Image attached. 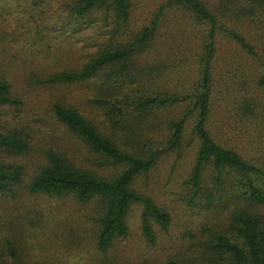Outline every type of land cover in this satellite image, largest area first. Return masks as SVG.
Listing matches in <instances>:
<instances>
[{
	"label": "trees",
	"instance_id": "obj_1",
	"mask_svg": "<svg viewBox=\"0 0 264 264\" xmlns=\"http://www.w3.org/2000/svg\"><path fill=\"white\" fill-rule=\"evenodd\" d=\"M174 9L186 12L204 30L197 82L183 92L140 89L136 84L143 81L144 68L137 60L156 45L162 22ZM97 12L104 14L101 20L108 42L81 69L49 76L32 74L28 79L49 85L95 80L93 102L105 110L107 131L70 105L55 104L54 115L97 156L101 167L117 172L101 175L50 149L29 191L73 195L82 203L98 200V249L103 253L129 236L127 216L134 205H140L143 238L155 247L161 235L169 234L173 216L153 196L138 191L135 182L162 157L182 159L195 147V162L185 183L186 203L206 214L229 209V231L217 232L212 224H202L200 235L189 246L187 240L179 259L169 258L168 264H264V213L257 211L264 206V53L258 40L240 28L247 20L264 24V0H220L217 4L166 0L140 30L132 29V0H78L71 9L73 31L87 20L93 23ZM221 36L237 48L227 63L223 57L227 69L221 79L229 83L227 89L220 87L217 77ZM5 105L20 107L23 102L1 69L0 106ZM177 106H183V112L166 120L163 141L143 138L141 130L158 111ZM238 141H243L244 148H239ZM28 147L23 130H0V151L21 154ZM22 179L21 165L0 161V194H12ZM6 254L17 259L9 243Z\"/></svg>",
	"mask_w": 264,
	"mask_h": 264
},
{
	"label": "rangeland",
	"instance_id": "obj_2",
	"mask_svg": "<svg viewBox=\"0 0 264 264\" xmlns=\"http://www.w3.org/2000/svg\"><path fill=\"white\" fill-rule=\"evenodd\" d=\"M78 0H0V70L13 83V93L23 102L20 107L0 106V130L20 129L28 137L24 153L0 151V161L23 167L22 182L12 194H0V262L17 264H168L179 259L185 246L200 235L202 224L210 223L217 232H228L230 210L206 214L186 203L185 183L195 162V147L182 159L175 155L162 157L157 165L135 182L138 191L153 196L173 216L169 234L161 235L155 247H149L142 235V207L134 205L127 216L130 234L116 241L106 253L98 249L100 231L98 200L82 203L73 195L57 197L31 193L29 183L47 163L46 153L56 150L68 160L109 176L115 169L100 166V160L75 137L54 115L57 103L78 108L102 131H107L105 110L93 102L95 80L49 85L28 79L37 74L49 76L81 69L95 52L107 43L103 12H97L93 23H82L74 29L71 9ZM217 4L220 0H208ZM166 0H132V29L147 26ZM164 18L159 39L137 62L144 68L143 81L136 86L152 92L189 90L197 82V58L203 38V27L180 9L170 10ZM241 30L264 53V24L247 20ZM237 48L221 36L217 63L219 85L227 89L225 75L229 55ZM254 68V67H252ZM252 70V69H251ZM183 106L158 111L152 122L141 130L144 139L161 142L167 135L166 120L183 112ZM140 132V131H139ZM142 136V135H140ZM240 149L243 141L237 142ZM264 213V206L257 208ZM7 243L16 253L7 256ZM189 248V247H188ZM11 261V262H10Z\"/></svg>",
	"mask_w": 264,
	"mask_h": 264
}]
</instances>
